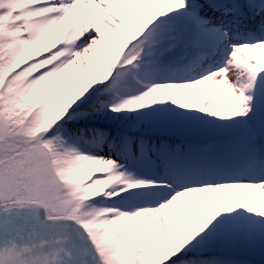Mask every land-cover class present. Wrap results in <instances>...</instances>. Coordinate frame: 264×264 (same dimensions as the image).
<instances>
[{"label":"snow or ice","instance_id":"obj_1","mask_svg":"<svg viewBox=\"0 0 264 264\" xmlns=\"http://www.w3.org/2000/svg\"><path fill=\"white\" fill-rule=\"evenodd\" d=\"M0 264H264V0H0Z\"/></svg>","mask_w":264,"mask_h":264}]
</instances>
